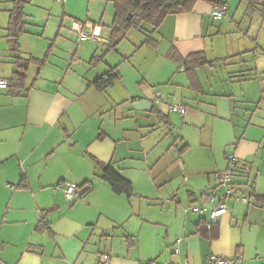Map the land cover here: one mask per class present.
Masks as SVG:
<instances>
[{
    "label": "crops",
    "instance_id": "0c3cea01",
    "mask_svg": "<svg viewBox=\"0 0 264 264\" xmlns=\"http://www.w3.org/2000/svg\"><path fill=\"white\" fill-rule=\"evenodd\" d=\"M20 1L15 40L16 2L0 0V79L30 60L25 89H0V263L97 264L105 253L108 264H206L210 255L264 264V5L222 0L225 16L215 21L213 6L197 1L147 42L124 37L111 50L115 0ZM73 20L98 26L99 39L76 43ZM207 38H223L229 50L216 57L224 69L197 70L196 93L168 53L207 52ZM96 54L104 56L92 66ZM110 72L112 83L97 88ZM141 100L148 111L133 108ZM172 105L185 108L181 118ZM173 114L195 131L189 139L180 128L168 140L180 168L196 171L183 178L186 203L216 189L228 148L239 161L234 193L249 203L225 199L217 225L208 226V213L181 215L182 196L159 167L162 148L153 143L164 147L166 138L151 135L172 133ZM95 161L127 181L131 196L114 193ZM62 182L90 188L68 200Z\"/></svg>",
    "mask_w": 264,
    "mask_h": 264
},
{
    "label": "trees",
    "instance_id": "16d2710c",
    "mask_svg": "<svg viewBox=\"0 0 264 264\" xmlns=\"http://www.w3.org/2000/svg\"><path fill=\"white\" fill-rule=\"evenodd\" d=\"M205 2L213 7L223 8L225 3L222 0H115L114 14L111 24V35L109 49L113 50L117 44L125 37L130 30L137 32H146L149 29L150 35L146 37V42L151 38V34L155 33L167 16L182 13H190L195 2ZM15 8L12 11V27L15 29L13 35L16 40L18 33L21 32V13L23 1L15 0ZM251 7L264 5V0L249 2ZM224 18V17H223ZM16 43V42H15ZM17 43L16 47L17 48ZM104 55H94L89 64L95 66L100 63ZM168 58L172 59L177 66L183 68V72L188 82V88L196 93H202L201 84L197 77L199 68L208 66L212 68L214 64L208 61L204 51L194 52L185 57H177L172 50L168 53ZM30 60L21 64V71H16L12 78L7 81V88L15 87L16 89H25V72ZM116 75L112 72L101 76L94 82V85L100 90L105 89L115 79ZM95 166L99 170L98 176L108 183L112 191L116 194H124L131 196L130 184L120 178L110 165H104L95 161ZM239 166V161L232 171V188L234 193V175ZM227 170V167L224 171ZM252 197V196H251ZM147 264H159L156 262H148Z\"/></svg>",
    "mask_w": 264,
    "mask_h": 264
},
{
    "label": "built area",
    "instance_id": "2783aa9c",
    "mask_svg": "<svg viewBox=\"0 0 264 264\" xmlns=\"http://www.w3.org/2000/svg\"><path fill=\"white\" fill-rule=\"evenodd\" d=\"M64 0H58V2H63ZM210 16L215 21H220L225 16V11L223 8L213 7L210 13ZM72 25L74 27V33L76 36L77 43H80L85 39L98 40L100 37V28L91 23H83L77 20H73ZM7 87V81L0 79V89ZM158 97V95H156ZM171 109L178 113L180 116H183L185 108L179 105H172ZM227 162V170L219 173L217 175V186H222L224 191L222 194L217 193L216 189L211 192H205L200 194V204L189 206V210L192 213H208L209 214V225H217L220 221V218L228 212L227 206L225 205V199L234 198L244 204H248L249 200L245 197H236L233 194V188L231 185L232 182V169L236 166L238 160L229 152L225 156ZM9 189L14 190L13 186L8 185ZM59 187L63 190L65 197L68 200L75 198L77 192V186L70 182H62L59 184ZM179 242V239L177 240ZM259 258L258 255L255 256ZM109 256L108 254L103 253L100 255L97 264H108ZM233 261L228 258L218 257L215 255H210L207 258L206 264H232ZM1 264V263H0ZM163 264H187V263H163Z\"/></svg>",
    "mask_w": 264,
    "mask_h": 264
},
{
    "label": "rangeland",
    "instance_id": "374dc122",
    "mask_svg": "<svg viewBox=\"0 0 264 264\" xmlns=\"http://www.w3.org/2000/svg\"><path fill=\"white\" fill-rule=\"evenodd\" d=\"M184 1V0H183ZM227 21V20H226ZM218 24V23H217ZM217 24H215V25H217ZM255 26H257V25H255ZM71 29H73L74 30V27L72 26V28ZM146 29H147V31L149 30L147 27H146ZM257 29V28H256ZM255 29V30H256ZM146 32H137V31H135V30H130V31H128L126 34V36H125V39L126 38H132L134 41H137V43L138 44H136V46L138 47L139 45H140V43L141 42H144V40H145V34ZM148 35V34H147ZM149 36V35H148ZM208 39V38H207ZM90 40H92V39H90ZM208 41V51L207 52H205V56H206V59L208 60V61H212V64H214V66H213V68L214 69H216L217 68V70L219 69H224L223 68V65H222V63L221 64H216L217 62H218V60H217V58L216 57H225V55H227L226 53H228V48L229 47H227L225 44H224V40H223V38H221V39H215V41L213 42V41H210L209 39L207 40ZM140 42V43H139ZM213 42V43H212ZM76 43H77V41H76ZM79 44V43H78ZM228 45V44H227ZM226 46V47H225ZM96 55H98V54H96ZM175 64V66H176V63H174ZM207 67V66H206ZM208 68V67H207ZM206 68V69H207ZM130 69H131V66H130ZM175 74H177V75H180V76H182L184 79H186L185 78V76H184V74H182V73H175ZM175 114H177V113H175ZM178 115V114H177ZM179 116V115H178ZM178 116H175L174 114L173 115H171V121H172V124H173V127H172V130L170 131V132H172V133H169L167 136H165V137H162V135H163V133H161V135H160V133L158 132V133H156L155 135H151V141L152 140H154L155 138L157 139V137H159L160 139H165L166 138V141H165V145H164V147H162L161 145H160V140H156L154 143H153V146L155 147V148H162V151L160 152L161 154H163V157L160 159V164H159V167L160 168H163L164 170H165V172H163L164 173V175H165V177L167 178V179H169L172 183L170 184V187L171 188H173V190L174 191H176V193H178V196H182L181 197V200H183V203H182V205H180V207H179V210H178V212L181 214V215H183V216H185L186 214H188L189 216L190 215H193L194 213H192L191 211H187V213H185V210H189L188 208H189V206H191V205H198V204H200L199 202H200V199H198L195 203H190V204H188V203H186V198H183L184 196H185V192L184 191H186L185 189L186 188H184V186H185V184L183 183V178L184 177H190L191 178V175L193 176V177H195L196 176V171H195V174H191L189 171V167H188V169L185 167V166H187V163H186V165L184 166V169H181L180 168V163H179V161H177L176 160V157L173 155V156H171L172 154H175L176 153V151H175V146H173L171 149H168L169 147H168V140H172L171 138H174V137H176V135H177V133L178 134H181V131H180V128H183L182 130H184V131H187L188 132V137H189V139H190V137H192L193 136V133H195V131H193L192 129H190V128H186V127H184L183 126V124H182V120L178 117ZM200 130H202V129H200ZM199 130V131H200ZM201 132V131H200ZM205 133H207V129H205V131H203V133L202 134H205ZM172 134V135H171ZM185 136V135H184ZM171 143V142H170ZM193 147V146H192ZM170 150V151H169ZM160 151V150H159ZM205 151H207V149H205ZM229 152H231V149L230 148H228L227 149V151H226V153H229ZM183 165H184V163H183ZM185 171V172H184ZM189 174H191L190 176H189ZM216 179H217V177H216ZM216 183H217V180H216ZM216 185H218V183L216 184ZM212 191V190H211ZM216 191H217V193H222L223 191H224V188L222 187V186H217L216 187ZM150 209H153V208H150ZM152 214V213H151ZM194 215H196V214H194ZM198 215V214H197ZM151 219H153L152 217H150ZM161 264H163V263H167V262H160Z\"/></svg>",
    "mask_w": 264,
    "mask_h": 264
},
{
    "label": "water",
    "instance_id": "95a60500",
    "mask_svg": "<svg viewBox=\"0 0 264 264\" xmlns=\"http://www.w3.org/2000/svg\"><path fill=\"white\" fill-rule=\"evenodd\" d=\"M151 107V103L146 100H141L133 105V108L138 111H148ZM89 186H84L80 188L75 195V199H79L83 194L89 190Z\"/></svg>",
    "mask_w": 264,
    "mask_h": 264
}]
</instances>
